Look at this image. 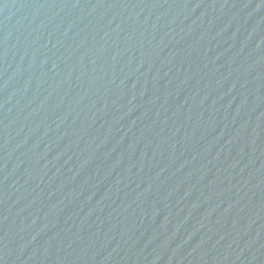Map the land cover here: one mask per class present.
I'll list each match as a JSON object with an SVG mask.
<instances>
[{"label":"water","instance_id":"obj_1","mask_svg":"<svg viewBox=\"0 0 264 264\" xmlns=\"http://www.w3.org/2000/svg\"><path fill=\"white\" fill-rule=\"evenodd\" d=\"M0 264H264V0H0Z\"/></svg>","mask_w":264,"mask_h":264}]
</instances>
